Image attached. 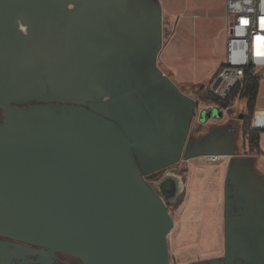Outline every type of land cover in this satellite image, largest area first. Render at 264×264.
I'll return each instance as SVG.
<instances>
[{
  "label": "water",
  "instance_id": "95a60500",
  "mask_svg": "<svg viewBox=\"0 0 264 264\" xmlns=\"http://www.w3.org/2000/svg\"><path fill=\"white\" fill-rule=\"evenodd\" d=\"M130 2L0 0V234L69 253L84 264H172L174 219L137 162L140 137L132 140L113 119L84 106L12 104L36 88V76L16 69L26 39L19 26L40 28L46 24L42 14L59 15L56 9L76 4L89 13L82 25L100 24L98 13L104 12L116 28L123 13L133 18ZM165 80L177 86L167 75ZM208 118L200 112L201 121ZM203 145L202 156L229 158L226 206L232 184L264 246V179L253 161L236 157L230 136L209 137Z\"/></svg>",
  "mask_w": 264,
  "mask_h": 264
},
{
  "label": "flooded vegetation",
  "instance_id": "af4514ba",
  "mask_svg": "<svg viewBox=\"0 0 264 264\" xmlns=\"http://www.w3.org/2000/svg\"><path fill=\"white\" fill-rule=\"evenodd\" d=\"M157 2L131 0L133 18L123 13L116 28L104 12L98 13L100 24L82 25L89 13L76 4L56 9L59 15L42 14L46 24L40 28L20 24L26 39L19 46L23 51L15 60L16 69L36 76L37 82L32 83L35 89L20 93L12 104L84 106L113 119L132 140L140 137L135 147L137 162L171 213L187 192L188 160L206 157L201 152L209 137L230 136L236 153L238 127L230 116L222 122L201 121L198 100L165 80L159 64L163 23L162 35L155 32L162 15ZM3 120L1 109L0 123ZM253 168L264 179L254 161ZM230 189L227 208L224 181V216L217 243L198 242L171 256L168 236L172 264H264V246L259 245L260 233L251 226L253 217L248 206L238 202L232 184ZM0 264L84 263L69 253L0 234Z\"/></svg>",
  "mask_w": 264,
  "mask_h": 264
},
{
  "label": "rangeland",
  "instance_id": "374dc122",
  "mask_svg": "<svg viewBox=\"0 0 264 264\" xmlns=\"http://www.w3.org/2000/svg\"><path fill=\"white\" fill-rule=\"evenodd\" d=\"M174 1L183 3V0ZM163 16V29L170 32L171 29L167 23L168 15L163 12ZM212 81L213 79L198 86L184 88V90L198 100L199 110L204 111L207 117L222 119L225 116V110L212 105V102L206 99L201 91L203 85L206 89ZM241 114L244 115L242 119L240 118ZM248 114L245 99L234 104L227 114L238 127V137L236 138L238 150L236 153L242 158H252L257 168L264 173V132L260 150L250 146L248 137L243 131ZM251 127L264 129V80L260 82L257 106ZM228 163V157H218L217 159L199 157L188 160L187 192L183 201L171 211L175 219L174 229L169 234L171 256L174 251L185 252V248L198 242L217 243L219 225L224 216V181Z\"/></svg>",
  "mask_w": 264,
  "mask_h": 264
},
{
  "label": "crops",
  "instance_id": "0c3cea01",
  "mask_svg": "<svg viewBox=\"0 0 264 264\" xmlns=\"http://www.w3.org/2000/svg\"><path fill=\"white\" fill-rule=\"evenodd\" d=\"M158 1L162 17L163 12L168 15L171 29L164 30L165 40L159 55L162 71L183 89L210 82L227 61V0ZM227 114L222 119L209 120L222 122Z\"/></svg>",
  "mask_w": 264,
  "mask_h": 264
},
{
  "label": "built area",
  "instance_id": "2783aa9c",
  "mask_svg": "<svg viewBox=\"0 0 264 264\" xmlns=\"http://www.w3.org/2000/svg\"><path fill=\"white\" fill-rule=\"evenodd\" d=\"M227 10V61L210 85V90L220 98L219 103L211 101L212 105L223 108L225 114L242 99L241 88L248 68H254L260 82L264 80V27L260 23L264 18V0H227ZM228 99L231 102L224 104Z\"/></svg>",
  "mask_w": 264,
  "mask_h": 264
},
{
  "label": "trees",
  "instance_id": "16d2710c",
  "mask_svg": "<svg viewBox=\"0 0 264 264\" xmlns=\"http://www.w3.org/2000/svg\"><path fill=\"white\" fill-rule=\"evenodd\" d=\"M259 88H260V81L258 76L255 74V70L253 67H250L246 70L244 79H243V86L241 88V96L242 99L246 101V108L248 111V116L245 119V123L243 126V131L245 135L248 137V141L250 146L256 147L260 150V140L261 134L264 132V129L259 127H251L252 119L256 110L257 106V99L259 95ZM203 95L209 101H213L216 103L220 102V98L217 97L211 90L210 86L204 89V85L201 88ZM230 99L224 101V104L228 105L230 103Z\"/></svg>",
  "mask_w": 264,
  "mask_h": 264
},
{
  "label": "snow or ice",
  "instance_id": "6c2138e0",
  "mask_svg": "<svg viewBox=\"0 0 264 264\" xmlns=\"http://www.w3.org/2000/svg\"><path fill=\"white\" fill-rule=\"evenodd\" d=\"M243 23L247 24L248 22L247 21H243ZM260 23H261V26L264 27V18H261ZM258 39H260V38H258Z\"/></svg>",
  "mask_w": 264,
  "mask_h": 264
},
{
  "label": "bare ground",
  "instance_id": "6f19581e",
  "mask_svg": "<svg viewBox=\"0 0 264 264\" xmlns=\"http://www.w3.org/2000/svg\"><path fill=\"white\" fill-rule=\"evenodd\" d=\"M208 158H212V159H214V158H218L219 156H207ZM194 167V166H193Z\"/></svg>",
  "mask_w": 264,
  "mask_h": 264
}]
</instances>
